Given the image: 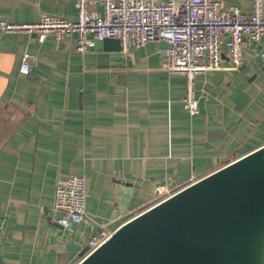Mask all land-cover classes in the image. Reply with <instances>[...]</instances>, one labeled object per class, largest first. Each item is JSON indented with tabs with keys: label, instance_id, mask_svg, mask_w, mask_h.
I'll list each match as a JSON object with an SVG mask.
<instances>
[{
	"label": "crops",
	"instance_id": "crops-1",
	"mask_svg": "<svg viewBox=\"0 0 264 264\" xmlns=\"http://www.w3.org/2000/svg\"><path fill=\"white\" fill-rule=\"evenodd\" d=\"M221 1L252 10L251 0ZM42 13L75 19L74 0H0V20ZM103 40L79 52L72 37L0 32V264L83 257L67 246L87 245V224L61 226L51 209L58 178L83 176L86 212L115 229L159 188L264 144V35L244 45L237 68L223 53L219 69L195 77L203 96L195 114L182 107L184 75L163 66L165 40L127 51ZM23 59L27 74L18 71Z\"/></svg>",
	"mask_w": 264,
	"mask_h": 264
},
{
	"label": "built area",
	"instance_id": "built-area-1",
	"mask_svg": "<svg viewBox=\"0 0 264 264\" xmlns=\"http://www.w3.org/2000/svg\"><path fill=\"white\" fill-rule=\"evenodd\" d=\"M252 10L245 14L235 5L224 6L221 0H74L75 19L42 13L31 22L0 20V32L26 33L42 42L72 37L79 52H84L108 37H115L124 51L150 41L165 40L164 68L185 77L182 107L190 114L199 111L195 94V77L220 68L227 55L232 68L243 63L245 44L264 35V0H251ZM99 4L101 12L92 11ZM30 65L24 59L19 73L27 74ZM196 180L190 178L179 186L159 188L153 203L171 195ZM87 192L83 176L70 174L54 184L51 209L58 213L56 222L88 226V252L103 243L113 232L108 222H98L85 209ZM152 203V204H153Z\"/></svg>",
	"mask_w": 264,
	"mask_h": 264
},
{
	"label": "water",
	"instance_id": "water-1",
	"mask_svg": "<svg viewBox=\"0 0 264 264\" xmlns=\"http://www.w3.org/2000/svg\"><path fill=\"white\" fill-rule=\"evenodd\" d=\"M67 248L84 254L76 264H264V144L149 205L95 249Z\"/></svg>",
	"mask_w": 264,
	"mask_h": 264
}]
</instances>
